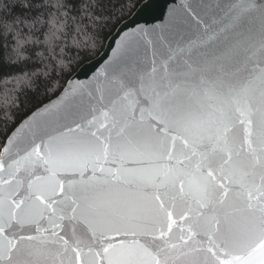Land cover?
<instances>
[{"label":"snow or ice","instance_id":"1","mask_svg":"<svg viewBox=\"0 0 264 264\" xmlns=\"http://www.w3.org/2000/svg\"><path fill=\"white\" fill-rule=\"evenodd\" d=\"M105 7L0 0V70L55 94L0 100V264H264V0H170L68 79Z\"/></svg>","mask_w":264,"mask_h":264},{"label":"trees","instance_id":"2","mask_svg":"<svg viewBox=\"0 0 264 264\" xmlns=\"http://www.w3.org/2000/svg\"><path fill=\"white\" fill-rule=\"evenodd\" d=\"M145 0H139V4L137 7H139ZM106 7L101 12L99 9L98 12V23L104 24L107 22V27L97 28L94 29V31L99 32V36L96 40V44L94 48H89L88 50H83L80 48H77L74 44L71 38L61 41V46L63 48V51H61V48L56 49V54L58 57H63L65 62H71L70 68L72 69L71 72L68 74V79H71V77L87 62H90L94 59H96L100 54L104 51L106 44L109 40V38L115 33V31L118 29V27L127 19H129L134 13L135 9H133L132 13H128L125 11L123 15H121V12L119 10L120 7V0H105ZM112 13L111 20H107L108 14ZM100 17H103L104 19H100ZM75 35V33H73ZM81 39V41H84V37H78ZM88 43H91L88 41ZM41 51H43V48H41ZM34 64H37V70L42 67V65H39L38 62L33 58ZM32 64H30V67ZM15 71L14 69L5 67L2 70H0V100L3 99L4 95L6 93H10L11 89L16 88L19 99L16 101L15 107L12 109L11 115L12 117L17 121V123L23 119L26 118L28 115L31 114V112L35 111L38 107L42 106L43 104H46L49 102V99H55V94L45 88L44 84L41 82L39 90L32 89L29 90L27 88H23L22 85L16 84L13 77L11 75H8V73ZM43 80V77L41 76V81ZM63 83V81H61ZM22 89V90H21ZM8 132L11 131V128L7 130ZM5 134V129L3 127V124L0 123V141L3 140Z\"/></svg>","mask_w":264,"mask_h":264},{"label":"water","instance_id":"3","mask_svg":"<svg viewBox=\"0 0 264 264\" xmlns=\"http://www.w3.org/2000/svg\"><path fill=\"white\" fill-rule=\"evenodd\" d=\"M177 2H179V0H177ZM147 3H149V0H145L140 6H142L143 4H147ZM166 3H170V0H152L151 9H145L144 11L140 12L139 15H136L134 13L129 19L124 21L115 31V33L109 38L106 44V47L104 51L100 54V56L84 64L71 77V79H74L80 82H85V83L90 81L94 73L97 72L103 66L107 58L112 55L111 49L115 48L116 42L119 39V36L117 34L118 30L123 28L124 25H128L130 28H135L138 26H149L150 27L153 24H159L160 21L155 19L154 17L160 14V11L163 8V5H165ZM124 30L127 31L128 29L125 28Z\"/></svg>","mask_w":264,"mask_h":264}]
</instances>
